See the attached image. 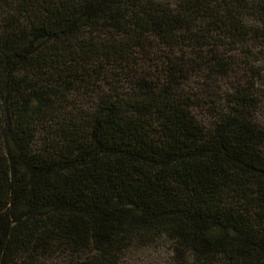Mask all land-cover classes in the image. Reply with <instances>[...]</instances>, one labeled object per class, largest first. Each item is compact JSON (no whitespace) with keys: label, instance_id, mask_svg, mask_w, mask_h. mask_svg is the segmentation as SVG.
<instances>
[{"label":"trees","instance_id":"16d2710c","mask_svg":"<svg viewBox=\"0 0 264 264\" xmlns=\"http://www.w3.org/2000/svg\"><path fill=\"white\" fill-rule=\"evenodd\" d=\"M263 31L249 0H0V264H264V130L185 90L239 51L254 107Z\"/></svg>","mask_w":264,"mask_h":264},{"label":"rangeland","instance_id":"374dc122","mask_svg":"<svg viewBox=\"0 0 264 264\" xmlns=\"http://www.w3.org/2000/svg\"><path fill=\"white\" fill-rule=\"evenodd\" d=\"M159 1L176 5L179 0ZM249 1L257 2L258 6L264 4V0ZM253 14L254 12L252 10L248 11L246 19L249 23L258 25L256 24ZM158 48L162 47L159 45ZM237 53L240 54L239 51ZM237 53H228L232 58H236L238 61L235 60L236 63L226 76L214 73V71L207 67L206 62H203L204 65H202L201 69L196 70L190 75L185 90L193 95L191 99L195 102L191 107V112L204 126L211 128L222 116L232 112L233 109H238L243 111L248 118L264 130V51L262 59L256 63L261 75L259 81L256 83L257 88H259V101L254 107L247 109H242L234 105L229 97V94L234 93L237 89L246 87L250 80L248 77L251 76L245 71V67L241 63V61H243V56ZM176 56L179 55L176 54ZM255 56L259 57L256 53ZM155 57H158V52L153 56V58ZM156 62L157 61H155V63ZM139 68L152 72L153 74L155 72L150 62L144 67L143 60L142 67ZM171 258L172 250L169 244L157 242L147 247L131 248L126 253L123 264H170Z\"/></svg>","mask_w":264,"mask_h":264}]
</instances>
